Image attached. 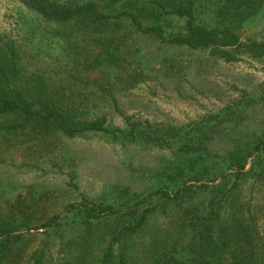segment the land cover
I'll return each mask as SVG.
<instances>
[{"label":"rangeland","instance_id":"obj_1","mask_svg":"<svg viewBox=\"0 0 264 264\" xmlns=\"http://www.w3.org/2000/svg\"><path fill=\"white\" fill-rule=\"evenodd\" d=\"M94 1L109 13L137 12L167 34L185 28L183 18L161 15L146 0ZM198 1L199 22L222 23L218 10L226 6L227 23L243 41L264 39V0ZM0 35L17 41L31 99L63 104L78 122L104 118L112 130L71 137L37 129L17 113L0 114V125L23 123L0 129V225L22 234L0 248V264H33L37 252L44 264H100L112 241L111 264H189L197 223L230 189L234 206L224 209L253 228L258 246L248 258L264 264V183L249 173L235 187L233 175L240 156L248 157L246 169L264 162V152L253 154L264 139V56L226 60L215 47L168 43L127 18L50 21L23 0H0ZM193 176L208 187L159 208L120 240L115 236L142 207L102 219L65 212L82 200L127 208L158 187L196 182ZM59 213V227H41Z\"/></svg>","mask_w":264,"mask_h":264},{"label":"trees","instance_id":"obj_2","mask_svg":"<svg viewBox=\"0 0 264 264\" xmlns=\"http://www.w3.org/2000/svg\"><path fill=\"white\" fill-rule=\"evenodd\" d=\"M155 12L161 15H170L185 20L184 31L167 34L164 25L145 24L139 13L132 10H121L109 13L102 10L94 0L78 2L73 0H23L30 9L39 13L50 21L69 22L76 19L87 20L92 23L107 22L127 18L139 30L155 35L162 41L186 45L192 48L215 47L214 54L226 60H239L238 54L248 53L255 57L264 56V39L243 41L235 28L227 23L232 10L222 6L218 10L222 23L208 25L198 21V0H146ZM20 49L13 38L0 35V114L17 113L33 122L37 129L51 132L61 129L68 136L78 133L93 131H112L106 125L104 118L90 122H78L72 117L65 105L53 102L47 98L31 99L24 90L21 81ZM23 123L0 125V129L19 128ZM115 131L122 132L120 128ZM264 152V139H261L253 149L256 159ZM248 157H238L235 170V187L239 181L249 173L256 181L264 183V162L246 169ZM263 162V163H262ZM224 177L229 173L224 172ZM191 184H184L177 190H171L165 186L158 187L133 204L125 207H117L113 204H105L90 200H82L70 203L65 212L80 209L89 219H102L127 212L133 214L138 208V213L133 224L126 225L114 239L120 240L123 234L137 232L147 222L148 218L159 208L165 212L171 203L186 198L196 189L208 187L205 182L200 183L197 176ZM234 191L231 189L223 196V201L213 205L209 214L200 218L189 239V252L192 253V261L189 264H251V254L256 252L258 244L255 243L256 235L253 228L246 224L236 212L229 213L234 206ZM157 198L161 204L148 205L153 198ZM226 203L231 204L224 209ZM63 220V214L59 213L49 217L41 227L47 230L59 227ZM21 233L11 224L0 225V248L13 241L21 239ZM124 262V255H122ZM114 257L113 241L105 253L100 264H111ZM33 264H44V253L37 252Z\"/></svg>","mask_w":264,"mask_h":264}]
</instances>
